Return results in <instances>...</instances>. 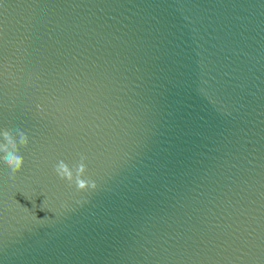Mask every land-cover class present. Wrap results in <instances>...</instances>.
<instances>
[{
  "label": "water",
  "instance_id": "water-1",
  "mask_svg": "<svg viewBox=\"0 0 264 264\" xmlns=\"http://www.w3.org/2000/svg\"><path fill=\"white\" fill-rule=\"evenodd\" d=\"M5 128L0 264H264V0H0Z\"/></svg>",
  "mask_w": 264,
  "mask_h": 264
},
{
  "label": "clouds",
  "instance_id": "clouds-1",
  "mask_svg": "<svg viewBox=\"0 0 264 264\" xmlns=\"http://www.w3.org/2000/svg\"><path fill=\"white\" fill-rule=\"evenodd\" d=\"M39 107V105H38ZM30 144V137L23 129H0V158L10 169V179H15L16 175L23 169L25 164L24 156L21 154L22 148H27ZM87 156L79 154V160L73 165H69L64 160H58L53 171L61 180L66 181L69 186H75L77 191H88L96 189L97 184L91 178H85L88 173Z\"/></svg>",
  "mask_w": 264,
  "mask_h": 264
}]
</instances>
